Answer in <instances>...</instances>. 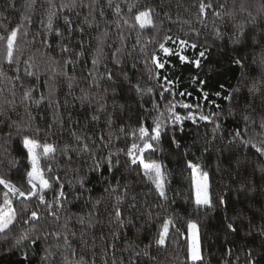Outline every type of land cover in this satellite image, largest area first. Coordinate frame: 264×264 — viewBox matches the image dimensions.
Returning a JSON list of instances; mask_svg holds the SVG:
<instances>
[{
	"label": "trees",
	"instance_id": "trees-1",
	"mask_svg": "<svg viewBox=\"0 0 264 264\" xmlns=\"http://www.w3.org/2000/svg\"><path fill=\"white\" fill-rule=\"evenodd\" d=\"M56 2L59 3L60 0ZM146 2L160 14V25L157 31H146L140 37L139 44L136 33L125 28V47L119 57L120 63L112 58V51L120 46V41L117 37L119 29L116 27L118 17L114 9L108 7V0H99L93 5L94 10L89 8L91 0H82V4L81 0H76L77 7L64 9V14L73 21L71 33L62 16L54 21V28L70 38V47L75 52L81 50V42L85 51L79 62L66 69L77 78L71 88L67 79L58 73L57 62L62 63L65 58V54L57 46L59 38L54 35L46 37L47 29L41 24V20L46 21L45 8L42 7L46 6V0H37L35 8L28 13L31 15V24L28 25V35L21 36L19 41L22 55L18 64H3L0 69V88L4 89L0 92V173L27 189L24 174L30 165L19 143L20 137L15 134V124L27 120L29 112L35 117L32 121L33 129H40L38 138L60 146L68 143L75 147L76 141L72 133L86 134L97 155H105L108 151L113 153V166L107 168L102 165L105 170L102 173L95 172L91 170L93 160L89 158V154L69 153V160L68 156L58 152L56 160L51 164L64 182L67 194L63 208L56 209L59 219H53L35 200L15 203L18 212L24 208L40 211L41 220L33 226H19L6 239L0 237V264H41L45 248H51L56 253L49 264H65L61 255L64 253L63 241H58L51 235L46 240L39 241L34 251L31 246L26 247L29 252L27 262L22 259L20 250L13 248L14 238L20 231H31L34 227V234L44 235L64 231L65 224L69 233H75L74 236L69 235L72 249L66 253L67 264H74L81 257L87 264H93V261L94 264H191L186 258L185 237L189 236L186 232L187 220H195L199 225L205 264H246L248 249L253 251L260 264H264V259H261L264 257V236L260 234V227L264 226V159L258 158L254 149L238 142L232 145L228 143L233 131L244 126V114H249L256 121L255 124H249L250 137L260 131L259 124L261 118H264V92H248L253 80L264 78V68L260 64V59L264 56V9L261 8L264 0H212L213 6L218 9L220 4L224 5L223 9H219L221 16L214 17L209 13L203 22L198 16L199 0ZM12 3L15 4L14 8L10 6ZM116 3L124 8L123 0H113V4ZM241 3L247 11H240ZM101 10L103 16L100 15ZM25 11L26 0H0V24L13 27L20 22L21 14ZM248 12H251V16ZM241 23L242 30L236 27ZM106 27L109 33L104 44L106 68L98 65L97 74L110 70L113 79L100 80L99 86H93L87 73L92 71L91 60L97 47L96 37ZM80 28H83V32ZM215 28L220 30L219 37ZM196 32L199 33L198 36ZM165 34L171 35L173 39L178 36L195 42L198 45L195 50L185 48L182 53L190 59L197 58L199 51L207 48L206 58H201L200 68L197 69L190 63H181L176 55L166 57L157 52L162 61H168L164 69H157L151 60L156 45H143L149 39L162 40ZM45 39L52 44L50 49H45L42 43ZM68 42L67 39L64 41ZM166 46L174 50L178 48V45L171 42ZM237 58L242 60L243 67L233 62ZM73 59H76L75 55ZM0 63H3L2 55ZM28 65L34 66L39 74V81L25 75L24 70ZM157 71L160 73L159 79L153 78ZM17 74L20 76L19 81L15 80ZM164 77L176 82L170 86L176 93L175 100L199 103L206 115L210 112L218 113L221 128L213 131L212 123L199 120L195 123L185 120L182 126L173 128L169 122L168 131L162 134L157 150L150 158L167 166V178L170 181L167 186L168 195L175 198L176 202L160 208L157 204L161 201L153 186L140 174L141 168L131 165L123 153L117 156V149L128 147L131 139L119 131L121 127L127 133L143 121L151 124L152 119L158 115L152 109L153 102L163 112L164 105L173 100L169 92H164L163 98L160 96L163 87L167 86ZM200 81L205 82L203 89L209 93L207 100L202 98ZM13 83L16 84L15 97L9 91ZM21 83L24 88H35L34 99L41 93L46 96L51 93L53 101H59V104L48 106L45 102L36 107L30 101L22 102ZM137 83L143 92L136 90L134 85ZM148 88H152L154 94H149ZM85 92L88 97L82 101L81 97ZM180 92L191 95L180 96ZM217 92L221 95L217 96ZM230 94L231 101L224 99ZM102 95L105 97L102 102L104 109L97 112ZM10 100H14V104L6 102ZM211 101H215L219 108ZM176 111L185 115L188 110L178 106ZM229 112L233 115L230 116ZM56 114L62 118V123L60 120L54 122ZM94 114L100 115L98 121L91 120ZM109 119L111 124L108 123ZM8 132L13 135L9 137ZM45 132L48 133L46 136ZM100 136L105 137L104 142L100 141ZM173 137L176 143L173 142ZM109 139L111 143L105 147L104 144ZM177 143L180 147H177ZM189 159L201 163L209 173L214 201L212 209L202 208L195 212L185 203L189 186V171L185 161ZM41 163L43 166L46 162L42 160ZM76 169L80 170L79 173ZM79 176L87 177L83 187L78 183ZM117 181L120 187L115 192L106 191L115 188ZM242 185L243 191L240 190ZM118 196L122 201L120 208L125 221L122 229L112 215ZM221 196L226 201V207L219 204L218 198ZM48 199L51 200L52 196L49 195ZM97 199L101 201L99 205H95ZM133 204L135 207H130ZM173 215L178 217L176 226L181 232L177 234L170 231L165 249L158 250L152 243L148 251L150 256L156 257L155 261L144 256L145 245L154 241L161 218ZM229 222L237 226L236 233H231L226 228ZM116 231L120 233L118 238L112 235ZM9 248L13 250L7 251ZM229 248L232 249L231 256L226 251ZM72 250L74 255L71 254ZM137 253L140 255L137 256Z\"/></svg>",
	"mask_w": 264,
	"mask_h": 264
},
{
	"label": "snow or ice",
	"instance_id": "snow-or-ice-1",
	"mask_svg": "<svg viewBox=\"0 0 264 264\" xmlns=\"http://www.w3.org/2000/svg\"><path fill=\"white\" fill-rule=\"evenodd\" d=\"M36 2L37 0H26V11L25 13L21 14L20 22L15 24L13 27L9 28L7 24H0V55L3 57V63H0V69H2L3 64H7L8 66H14L18 64L19 57L22 55V50L19 47V41L21 36L28 35V25L31 24V15L28 13H30L35 8ZM98 2L99 0H91L89 8L94 10L93 5L97 4ZM123 3L126 11L119 3L113 4V0H108V7L113 8L115 14L118 17L116 27L119 29L117 37L120 41V46L116 47L112 51V58L116 63H120L119 57L125 47V28L129 32L134 31L136 33V41L137 44H139L140 37L146 31H157L158 26L160 25V14L156 12L155 8L152 7L151 4H148L146 0H143V2L142 0H123ZM10 6L14 8L15 4L12 3ZM42 7L45 8L46 21L41 20V24H44L47 29L46 37L54 35L55 37L59 38L60 43L57 46L59 47L60 52L65 54V58L63 59L62 63L59 61L57 62L58 73L67 79L69 82V88H71L72 83L75 82L77 78L74 74L70 75L66 69L69 65L74 66L77 62H79L80 58L84 57L85 51L82 47L83 42H81V50L79 52H75V50L70 47V38L65 37L58 28H54V21L62 16L64 23L68 26V32L71 33L73 21L69 18V16L64 14V9H73L77 7L76 0H69L67 3L64 2V0H60L59 3H57L56 0H46V6L42 5ZM223 7V4L219 5V9H223ZM261 8L264 9V4L261 5ZM219 9L213 6L212 0H199L198 16L200 17L201 22L208 18L209 13H211V15L214 17H220L221 11ZM240 11H247L243 3L240 5ZM100 15H104L103 10H101ZM248 15L251 16V12H248ZM85 20L87 21V18H85ZM236 27L242 30L243 23L236 25ZM214 30L219 37L220 30L218 28H215ZM80 31L83 32V28H80ZM168 31L170 32L171 29ZM108 34V28L106 27L104 31L96 37L97 47L92 53L91 60L92 71L87 73V78L91 79L93 86H99L100 80L106 79L107 81H112L113 79V74L110 70H106L103 74H97L98 65H104L106 68L104 62L107 59V55L105 53L104 44ZM196 35L198 36L199 33L196 32ZM66 39L69 41L68 43H64ZM169 42L178 45V48L174 50L172 47L166 46ZM42 43H44L45 49H50L52 47V44L47 39L42 41ZM147 44L156 45V48L152 52L151 60L157 69H164L166 63H168L167 60L162 61L157 55V52L163 53V55L166 57L176 55L179 57L181 63H190L199 69L201 66V58H206V52L208 51L207 48H203V50L199 51L197 58L190 59L188 56L182 54L184 49L191 48L195 50L198 45L195 42H189L188 40L181 39L178 36L173 39L171 35L167 34L164 35L162 40L149 39L147 43L143 45V47H147ZM73 55H75L76 59H73ZM233 62L243 67L242 60L240 58L235 59ZM260 64L261 67L264 68V56L261 57ZM18 72L19 68L17 67V73ZM24 72L26 76L33 77L35 80L39 81L40 77L38 72L34 70V66L28 65ZM55 74L56 73L54 72L53 75ZM51 78L52 77H50V79ZM153 78L159 79L160 73L158 71L155 72ZM15 80H20L19 74L15 76ZM164 80L167 86L163 87V90L160 92V96L163 98L164 92H169V94L173 97V100H170L164 105L165 111L163 112L159 110L160 106L153 102L152 109L157 111L158 115L152 119L151 124H148L147 121H143L137 128L132 129L127 133L125 132V129L121 127L119 131L124 133L125 136H130L131 139L129 141L128 147L117 149V156L119 153H123L131 165L141 168L140 174H142L146 181L153 186L154 191L157 193V196L161 201L157 204V207L160 208H163L168 203L176 202L175 198L168 195L167 186L170 181L167 178L169 175L167 166L156 159L150 158L157 150L162 134L168 131L169 122L173 128H176L177 125L182 126L185 120H190L193 123L197 122V120L212 123L214 125L213 131H218L221 128V124L217 119L218 113L210 112L206 115L202 110L203 106L199 103L190 104L175 100L176 93L170 86L174 85L176 82L168 80L167 77H164ZM193 82H196V78H194ZM204 83V81H200V91L202 93V98L207 100L209 93L204 91ZM15 87L16 84L13 83L12 88L9 90L13 97L16 95L14 91ZM20 87L23 88L21 97L22 102L30 101L31 103L35 104L36 107L45 104V102H47L48 106H52L53 103L57 105L59 104V101H53L51 93H49L47 96L41 93L38 98L34 99V87L24 88L22 83L20 84ZM134 87L139 92L144 91L141 89L139 83L134 85ZM3 91L4 89L0 88V92ZM82 91L84 90L82 89ZM147 92L149 94H154L152 88H148ZM248 92L252 94L264 92V78L253 80L251 87L248 88ZM179 95L190 96L191 93L180 92ZM216 95L220 96L221 93L217 92ZM87 97L88 93L85 92L84 96L81 97V100L83 101L87 99ZM224 99L231 101V94L224 97ZM104 100L105 97L103 95L100 96L101 102L98 103L97 112L103 111L104 103L102 102ZM6 102L14 104V100ZM211 103L215 105V101H211ZM178 106L182 109L188 110L187 113L182 115L180 112H177L176 109ZM215 106L219 108V105ZM229 115L231 116L233 113L229 112ZM34 119L35 117H33L29 112L27 120L21 122L20 124H15V122H13V124H15V134L20 137L19 143L30 165L24 174V180L26 182L27 189L25 190L22 186L14 183L10 177L0 173V186H2L0 187V237L5 239L8 238L11 233L15 232L19 226H33L39 223L41 220V212L38 210L24 208L18 212L15 207V203L17 202L23 204L35 200L38 202V206L42 205L44 210L53 219H59L56 209L63 208L64 202L67 200V194L64 191V182L61 180V177L53 170L51 164L52 161L56 160L58 152L68 156L69 160H71V155H69V153L89 154V158L93 160L91 170L95 172L102 173L105 170L102 165L107 166V168H111L113 166V153L108 151L105 155H97V152L93 151V147L89 142L90 138L86 134L77 135L76 133H72L76 141L75 147L68 143L60 146L42 140V138H38L40 129L38 127L33 129L32 121ZM99 119L100 115L97 114H94L91 117L92 121H98ZM53 120L54 122L60 120L62 123V118H60L58 114L54 115ZM243 121L244 126L242 128L237 127L233 131L231 139L228 140V143L232 145L238 142L241 145L249 147L250 149H254L255 155L260 159H264V118H261L259 124L260 131L257 132L254 137H250L248 135L249 124H255L256 121L253 120L249 114L243 115ZM108 123H112L111 119H109ZM180 130H182V127ZM47 134L48 133L45 132V136ZM12 135V132H8L9 137ZM99 139L101 142L105 141L104 136H100ZM173 142L176 143L175 137H173ZM110 143L111 139H109L104 144V146L108 147ZM177 147H180L179 143H177ZM185 155H187V153ZM42 160L46 162L43 166L41 163ZM116 163H119L118 159ZM185 164L189 171L188 197L185 200V203H188L195 212H198L202 208H214L213 194L211 191L208 171H206L202 164L198 161L189 159L185 161ZM75 171L79 173L80 170L76 169ZM86 179V176H79L78 183L81 185V187L84 186ZM104 179H107V177H104ZM68 183H71V181H68ZM119 187V181H117L115 188L106 189V191L110 190L115 192ZM240 190H244L243 185ZM126 191L127 189H125V192ZM49 195L52 196L51 200L48 199ZM133 199L135 198L133 197ZM218 201L220 205L225 207L227 206L223 196L219 197ZM100 203L101 201L99 199L95 201V205H99ZM121 203V198L118 196L116 199V205L113 206L112 215L117 222L118 227L122 229L124 227L125 221L123 220V213L120 208ZM130 207L134 208L135 205H130ZM149 215H151V213H149ZM177 219L178 217L174 215L161 218L154 241L145 245V250L143 251L144 256H149L153 261L156 260V257L150 256L148 251V249L152 247V243L157 246L158 250L167 248L170 231H174V233L177 234L181 232V229L176 226ZM81 223H83V220H81ZM226 228L231 233L237 232V226H235L233 222L227 223ZM63 229L64 231H53L44 235L38 233L34 234V227H32L31 231H20L19 235L14 238L13 248H18L21 252L22 259L27 262L29 260V252L26 250V247L31 246L34 251L35 246L39 241L46 240L47 236L51 235L54 236L58 241H63L64 253L61 255L63 261L65 264H67L68 254L66 253L72 249V242L69 239V235L74 236L75 233H69L67 231V224L63 226ZM186 232L190 234L188 237H185L187 251L186 258L191 261V264H205V257L202 254L200 243L199 225L195 220L186 221ZM260 234L264 236V226L260 227ZM112 235L114 238H118L120 233L119 231H116L113 232ZM12 250V248L7 249V251ZM226 251L228 256L232 255L231 248L227 249ZM71 254H75L74 250L71 251ZM139 255L140 253H137V256ZM55 256L56 253L53 252L51 248H45L44 254L41 256V264H49V260ZM237 259L239 258L237 257ZM261 259H264V257H261ZM74 264H87V261L81 257L80 260L75 261ZM246 264H260V261L255 257L251 249L247 250Z\"/></svg>",
	"mask_w": 264,
	"mask_h": 264
},
{
	"label": "rangeland",
	"instance_id": "rangeland-1",
	"mask_svg": "<svg viewBox=\"0 0 264 264\" xmlns=\"http://www.w3.org/2000/svg\"><path fill=\"white\" fill-rule=\"evenodd\" d=\"M190 235V234H189Z\"/></svg>",
	"mask_w": 264,
	"mask_h": 264
}]
</instances>
